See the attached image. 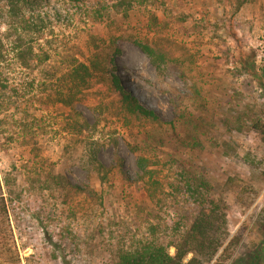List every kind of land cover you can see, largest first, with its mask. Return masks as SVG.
<instances>
[{"label":"rangeland","instance_id":"rangeland-1","mask_svg":"<svg viewBox=\"0 0 264 264\" xmlns=\"http://www.w3.org/2000/svg\"><path fill=\"white\" fill-rule=\"evenodd\" d=\"M22 13L0 0V179L12 229L0 264H119L141 243H175L198 211L192 181L213 188L242 237L226 264H261L264 142L248 123L264 112V0H50ZM131 37L165 39L179 67L155 68ZM95 45L120 47L119 78L157 120L129 115L108 84L75 87ZM87 186L95 199L77 191Z\"/></svg>","mask_w":264,"mask_h":264},{"label":"trees","instance_id":"trees-1","mask_svg":"<svg viewBox=\"0 0 264 264\" xmlns=\"http://www.w3.org/2000/svg\"><path fill=\"white\" fill-rule=\"evenodd\" d=\"M6 1L15 16L23 14L24 10H33L38 2H50V0ZM56 14L60 15L58 9H56ZM35 18L32 15L27 22L32 27V31L36 32L35 34L41 35L42 29L35 23ZM156 21L157 18L151 16V24ZM40 22L43 23L42 20ZM128 40L150 59L155 68L160 69L168 65L179 67L180 60L170 45L166 44L165 39L150 41L140 37H131ZM120 53L121 49L118 46L103 45L100 47V45H95L94 54L88 64H80L72 74L75 87L90 90L98 84H108L119 95L123 108L129 115L157 120V115L143 107L119 78L116 58ZM42 55L47 56V52H43ZM28 56H31V51L26 49L21 54V58L26 60ZM241 61L243 62V59ZM243 64L245 69H249L244 62ZM4 88V86H0V90ZM248 127L254 137L264 142V112H261L258 117L250 119ZM90 156L91 164H96L99 173L102 172L104 167L98 162L96 153L91 151ZM137 162L141 175L149 174L147 160L138 156ZM186 190V195L190 197L198 211L190 226L180 234V239L167 246L156 242L141 243L134 250L122 253L119 256V264H226L230 261L234 252L237 251L242 237L241 235L232 237L224 202L213 198V188L202 181H192L187 185ZM77 191L90 200L98 196L96 191L89 186L82 189L77 188ZM9 220V209L0 179V239L4 240L8 236H12ZM255 225L259 226V223L255 221ZM170 247L175 248V255L169 253ZM262 247L264 252V242ZM0 250H3V247ZM189 255H192V258L185 262ZM261 264H264V261Z\"/></svg>","mask_w":264,"mask_h":264}]
</instances>
